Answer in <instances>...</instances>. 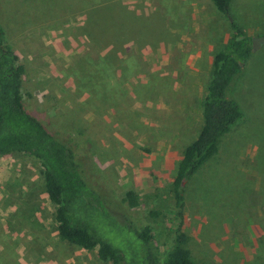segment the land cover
<instances>
[{"label":"rangeland","instance_id":"obj_1","mask_svg":"<svg viewBox=\"0 0 264 264\" xmlns=\"http://www.w3.org/2000/svg\"><path fill=\"white\" fill-rule=\"evenodd\" d=\"M87 12L103 31L115 19L128 30L96 44ZM229 14L254 45L225 89L243 116L182 180L178 207L177 162L201 126L229 20L211 0H0L5 41L23 68V107L70 148L106 206L99 230L127 258L136 239L124 221L149 226L160 264L180 210L196 264H264V0H230ZM128 189L136 206L124 200ZM54 210L37 159L0 155V264H110L95 248L61 240Z\"/></svg>","mask_w":264,"mask_h":264},{"label":"trees","instance_id":"obj_2","mask_svg":"<svg viewBox=\"0 0 264 264\" xmlns=\"http://www.w3.org/2000/svg\"><path fill=\"white\" fill-rule=\"evenodd\" d=\"M211 2L229 20L231 32L223 48L215 52L212 58L211 76L201 102V126L195 138L183 147L177 162L172 183L178 207L182 204L181 180L189 179L199 166L218 152L219 138L243 116L238 103L225 94V89L230 80L241 72L251 53L252 40L231 19L230 0ZM106 17L115 19L112 14ZM96 18L97 14L93 12L91 15L87 12L85 17L89 33L93 30L96 32V44L110 39L109 35L121 27L123 34L128 30V22L121 24L115 19L113 28L106 25L103 31V27L94 20ZM104 32L108 33V38L103 37ZM22 72L18 56L5 41L0 26V155L15 151L37 159L43 176L44 192L55 205L54 220L61 240L87 250L95 248L97 257L108 260L110 264H157L158 258L151 247L149 226L135 227L129 221H124L130 224L136 239L133 254L128 258L99 230L96 220L99 215L107 217L104 210L106 206L97 192L80 176L70 148L24 109L19 94ZM124 200L129 207L137 205L136 194L130 189L124 192ZM177 217L172 245L160 264H196L185 246L187 236L181 230L180 210L177 211Z\"/></svg>","mask_w":264,"mask_h":264},{"label":"water","instance_id":"obj_3","mask_svg":"<svg viewBox=\"0 0 264 264\" xmlns=\"http://www.w3.org/2000/svg\"><path fill=\"white\" fill-rule=\"evenodd\" d=\"M253 46H254V45H253V42H252V43H251V48H252V49H253ZM181 182H182V180H181Z\"/></svg>","mask_w":264,"mask_h":264}]
</instances>
